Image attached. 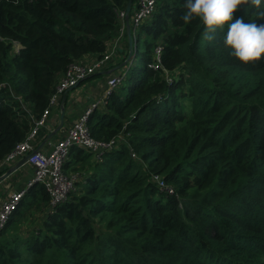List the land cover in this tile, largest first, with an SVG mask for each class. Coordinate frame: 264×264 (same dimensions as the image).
<instances>
[{"label":"trees","instance_id":"obj_1","mask_svg":"<svg viewBox=\"0 0 264 264\" xmlns=\"http://www.w3.org/2000/svg\"><path fill=\"white\" fill-rule=\"evenodd\" d=\"M128 2L0 0V163L68 66L103 56ZM184 2L159 0L130 28L131 53L125 35L124 88L87 119L115 146L98 159L72 147L63 172L75 187L53 208L42 185L26 189L0 231V264H264V57L231 56L227 26L204 40L202 21L179 19ZM255 12L241 5L233 18L264 24ZM157 46L170 80L149 67ZM32 210L40 216L21 232Z\"/></svg>","mask_w":264,"mask_h":264},{"label":"built area","instance_id":"obj_2","mask_svg":"<svg viewBox=\"0 0 264 264\" xmlns=\"http://www.w3.org/2000/svg\"><path fill=\"white\" fill-rule=\"evenodd\" d=\"M158 1L159 0H136L135 9L129 14L130 28H136L150 19ZM118 17L121 21L119 34L117 38L108 45L103 56L92 59L89 62H75L68 66L59 80L55 92L49 100L48 106L40 117L34 120V125L30 129L28 135L22 142L18 143L0 163V167H3L10 165L21 157L28 156L26 164L34 169V179L28 187L33 184L42 185L50 198L51 208L64 202L68 194L74 190L77 175H69L63 172L64 163L72 147L91 152L94 154V158L98 159L104 151L112 149L116 144L115 139L104 141L91 137L87 127V119L94 109L97 107L103 108L105 106L109 94L122 84L127 74L128 67L125 65H123L122 68L116 67L112 69L117 59L122 57L125 52V12H119ZM13 47L15 52H18L20 49L18 43H14ZM160 51L161 48L159 46L154 49V61L149 67L154 71L160 70L164 72L165 79L170 80L172 77H170V74L165 72L161 66ZM115 71L117 73L113 74ZM102 72H108V78L101 99L74 121L67 129L65 135L50 145V150L48 152H43L37 148L35 141L38 133L47 126L52 108L57 105L64 93L75 88L88 77L97 73L101 74ZM132 157L135 158L134 155H132ZM152 183L156 184L160 190L171 193V188L168 187L159 176L153 175ZM25 192L26 189L10 193L0 204V231L4 228L11 214L17 209Z\"/></svg>","mask_w":264,"mask_h":264},{"label":"clouds","instance_id":"obj_3","mask_svg":"<svg viewBox=\"0 0 264 264\" xmlns=\"http://www.w3.org/2000/svg\"><path fill=\"white\" fill-rule=\"evenodd\" d=\"M241 5L253 7L258 19H264L262 0H185L179 19L185 24L202 21V38L207 41L215 40L217 30L227 26L222 37L225 47L231 50V56L248 64L264 57V24L245 23L242 17L234 19L233 14Z\"/></svg>","mask_w":264,"mask_h":264},{"label":"crops","instance_id":"obj_4","mask_svg":"<svg viewBox=\"0 0 264 264\" xmlns=\"http://www.w3.org/2000/svg\"><path fill=\"white\" fill-rule=\"evenodd\" d=\"M92 59L93 57L91 56L85 57V60ZM115 73L117 72L115 71ZM98 75L101 77L104 76L101 74ZM102 79L105 82L104 78ZM97 81V78H91L90 76L89 79H85L78 86L64 93L57 105L52 108V113L49 117V122L47 123V126L40 131L41 135L39 139L37 137L35 141L37 148H39L43 152H48L50 150V145L53 144L55 141L61 139L65 135L67 129L71 126V124L76 121L88 108H90L93 104L97 103L99 99H101L103 94L102 91L104 90L105 84L104 86L103 84L102 86L100 85V88L96 92L93 90L91 83ZM96 109H101V107H97ZM62 110L64 115L62 128L53 137L47 139L49 134L59 124ZM42 133L44 134L42 135ZM23 158L24 157L17 159L10 165L0 167V204L10 193L19 192L21 190L27 189L28 185L34 179V169L28 164H26V162L17 169L13 170V168H15V166L20 163Z\"/></svg>","mask_w":264,"mask_h":264},{"label":"rangeland","instance_id":"obj_5","mask_svg":"<svg viewBox=\"0 0 264 264\" xmlns=\"http://www.w3.org/2000/svg\"><path fill=\"white\" fill-rule=\"evenodd\" d=\"M122 58H123V56L120 57V58H118L119 63H117L118 62V60H117V62L115 63V67H118V68H122L123 67V64H125V61L121 60ZM136 63L139 64V61L134 62V64H136ZM128 67L130 68L131 67V64H129ZM95 78H97L98 81L91 83L92 84L91 86L93 87V90L97 92V90L100 88V85L102 86V84H103V86H104V84H106V80H107L108 76L107 75H104L102 77L100 76V77H95ZM102 78H104L105 82L103 81ZM123 88H124V86H123V84H121L119 86V88H117L115 90V92H120V90L122 91ZM70 172H71L70 170H65L64 171L65 174L71 175V173H72V175H74L73 172H71V173ZM39 216H40V213H38V211H36V210H32L31 212L27 213L26 217L25 218H22V220L19 222V229L21 227V232H22V230H24L22 228H25V226H26L25 223H28L27 226H31L33 223H35L37 221V219H38Z\"/></svg>","mask_w":264,"mask_h":264},{"label":"water","instance_id":"obj_6","mask_svg":"<svg viewBox=\"0 0 264 264\" xmlns=\"http://www.w3.org/2000/svg\"><path fill=\"white\" fill-rule=\"evenodd\" d=\"M132 2L133 0H129L126 9H125V27H126V37H127V42H128V48H129V53H131L132 51V37H131V31H130V25H129V13L131 10V6H132ZM124 65V64H123ZM108 72H102L101 75H107ZM63 110L61 111V115H60V121L59 124L57 125V127L49 134V136L47 137V139H50L51 137H53L63 126ZM28 159V156H25L22 161L20 163H18L15 168H13V170L17 169L18 167H20L21 165H23L26 160ZM10 173V172H9ZM8 175V174H7ZM6 175V176H7Z\"/></svg>","mask_w":264,"mask_h":264},{"label":"bare ground","instance_id":"obj_7","mask_svg":"<svg viewBox=\"0 0 264 264\" xmlns=\"http://www.w3.org/2000/svg\"><path fill=\"white\" fill-rule=\"evenodd\" d=\"M92 137V136H91ZM95 139V138H94Z\"/></svg>","mask_w":264,"mask_h":264}]
</instances>
